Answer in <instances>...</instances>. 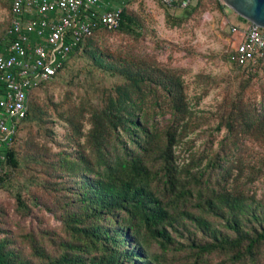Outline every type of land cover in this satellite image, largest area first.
Here are the masks:
<instances>
[{
	"label": "trees",
	"instance_id": "1",
	"mask_svg": "<svg viewBox=\"0 0 264 264\" xmlns=\"http://www.w3.org/2000/svg\"><path fill=\"white\" fill-rule=\"evenodd\" d=\"M131 1L115 5L122 8L118 27L107 29L96 21L59 72L36 89L57 79L79 55L92 72L115 78L111 85H95L99 93L94 99L53 103L69 127L70 144L49 151L35 144L22 153L17 140L27 122L35 120L46 134L53 132V120L31 97L36 90L28 97L27 116L0 159V193H11L15 202L11 212L0 199V264H176L178 258L179 264H263L264 202L237 184L227 187L233 169L218 153L205 171L194 152L178 162L179 141L200 122L191 120L181 69L143 58H112L93 47L94 37L104 31L143 34L145 23L129 8ZM204 2L160 3L178 10L167 16L169 23L180 25ZM215 2L225 12L227 6ZM9 28L0 37V54L14 38ZM232 33L226 58L243 73V82L218 112L219 128L224 123L229 135L262 141L264 116L244 100L254 73L232 59L242 31ZM198 78L201 85L211 84L210 76ZM161 113L185 121L182 131L172 125L160 129L155 117ZM86 121L91 125L87 131Z\"/></svg>",
	"mask_w": 264,
	"mask_h": 264
},
{
	"label": "rangeland",
	"instance_id": "2",
	"mask_svg": "<svg viewBox=\"0 0 264 264\" xmlns=\"http://www.w3.org/2000/svg\"><path fill=\"white\" fill-rule=\"evenodd\" d=\"M127 3L143 19V34L136 37L119 31H104L94 37L93 47L112 58H143L181 69L193 110L191 120L199 119L200 122L192 133L179 141V164L189 160L194 152L197 158L200 157L201 169L204 170L218 153L224 164L233 169L227 187L235 189L237 184L236 187L264 202V140L243 134L234 137L229 135L224 123L220 128L218 124L221 118L218 112L223 111V107L234 98L243 82V73L226 58L235 38L232 26L246 27L249 23L240 20L229 7L225 8V12L220 11L215 0H205L193 17L180 25L169 23L167 16L168 11L175 14L178 10H168L158 0H132ZM10 20V0H0V37L9 28ZM199 74L210 76L211 84L201 85ZM114 80V77L99 71L92 72L83 55L74 57L57 79L32 93L33 101L46 112L47 118L53 120L50 123L53 132L46 134L35 120L27 122L17 140L22 153L25 154L28 146L35 144L48 151L70 144L69 127L58 118L53 103L76 105L84 98L94 99L99 93L95 85L102 88L103 85H111ZM244 100L259 116H264V72L253 76L244 93ZM156 119L160 129L172 125L181 132L185 125V121L179 123L170 113L157 114ZM90 126L86 121L85 130ZM0 199L13 212L15 202L12 194L1 192ZM53 222L58 221L53 218ZM176 262L182 263V259L178 258ZM186 263L189 264L188 260L184 261Z\"/></svg>",
	"mask_w": 264,
	"mask_h": 264
},
{
	"label": "built area",
	"instance_id": "3",
	"mask_svg": "<svg viewBox=\"0 0 264 264\" xmlns=\"http://www.w3.org/2000/svg\"><path fill=\"white\" fill-rule=\"evenodd\" d=\"M103 3L11 0L8 35L14 38L0 54V159H5L4 151L14 143L18 124L27 116L30 93L59 72L75 46L92 34L96 21L107 29L119 26L122 8H102ZM240 30L232 59L243 66L258 60L264 66V29L232 26L235 34Z\"/></svg>",
	"mask_w": 264,
	"mask_h": 264
},
{
	"label": "water",
	"instance_id": "4",
	"mask_svg": "<svg viewBox=\"0 0 264 264\" xmlns=\"http://www.w3.org/2000/svg\"><path fill=\"white\" fill-rule=\"evenodd\" d=\"M188 1V0H187ZM223 3L247 19L253 26L264 29V0H222Z\"/></svg>",
	"mask_w": 264,
	"mask_h": 264
},
{
	"label": "crops",
	"instance_id": "5",
	"mask_svg": "<svg viewBox=\"0 0 264 264\" xmlns=\"http://www.w3.org/2000/svg\"><path fill=\"white\" fill-rule=\"evenodd\" d=\"M117 1H124V0H104L103 7L102 8H117L115 5L118 3ZM121 8V7H118ZM250 24H248L246 27H249ZM248 67H252V71L255 75H258L259 73L264 72V66L261 64V62L252 61L248 64Z\"/></svg>",
	"mask_w": 264,
	"mask_h": 264
}]
</instances>
